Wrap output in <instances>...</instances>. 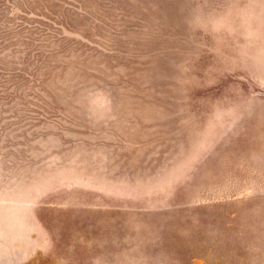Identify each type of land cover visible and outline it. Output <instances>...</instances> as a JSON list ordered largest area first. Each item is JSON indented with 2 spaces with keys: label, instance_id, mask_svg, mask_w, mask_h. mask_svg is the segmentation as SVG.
Masks as SVG:
<instances>
[{
  "label": "rangeland",
  "instance_id": "1",
  "mask_svg": "<svg viewBox=\"0 0 264 264\" xmlns=\"http://www.w3.org/2000/svg\"><path fill=\"white\" fill-rule=\"evenodd\" d=\"M0 264H264V0H0Z\"/></svg>",
  "mask_w": 264,
  "mask_h": 264
}]
</instances>
